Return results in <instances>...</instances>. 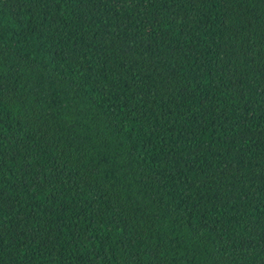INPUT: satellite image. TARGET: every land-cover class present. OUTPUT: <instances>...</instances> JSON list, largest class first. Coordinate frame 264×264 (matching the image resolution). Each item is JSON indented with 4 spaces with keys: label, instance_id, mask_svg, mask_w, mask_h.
I'll list each match as a JSON object with an SVG mask.
<instances>
[{
    "label": "trees",
    "instance_id": "obj_1",
    "mask_svg": "<svg viewBox=\"0 0 264 264\" xmlns=\"http://www.w3.org/2000/svg\"><path fill=\"white\" fill-rule=\"evenodd\" d=\"M0 264H264V0H0Z\"/></svg>",
    "mask_w": 264,
    "mask_h": 264
}]
</instances>
